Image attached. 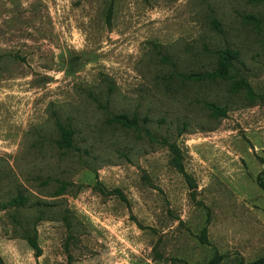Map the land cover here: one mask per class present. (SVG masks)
I'll return each instance as SVG.
<instances>
[{
    "label": "rangeland",
    "instance_id": "374dc122",
    "mask_svg": "<svg viewBox=\"0 0 264 264\" xmlns=\"http://www.w3.org/2000/svg\"><path fill=\"white\" fill-rule=\"evenodd\" d=\"M263 173L264 0H0V264L255 262Z\"/></svg>",
    "mask_w": 264,
    "mask_h": 264
},
{
    "label": "trees",
    "instance_id": "16d2710c",
    "mask_svg": "<svg viewBox=\"0 0 264 264\" xmlns=\"http://www.w3.org/2000/svg\"><path fill=\"white\" fill-rule=\"evenodd\" d=\"M247 20L252 22L253 24L260 25L262 22L261 19H259L256 16L249 15L246 17ZM215 27L219 32H222V29L220 27L219 21L214 20ZM218 62H217V67L211 71V72H206V73H200V74H192L189 75V79L193 80H231V89L234 91H240L242 89H247L249 92H251L250 85L247 82V80L241 76L238 68L236 67V64L234 61L237 59V52L236 51H231L230 49H226L223 52L218 53ZM210 109L214 111V114L220 117H225L227 115V109L219 107L215 103H210L209 104ZM113 121L118 122L123 126L124 128H138V123H137V118H129L126 114H121L114 116ZM59 127L62 131V138L61 141H58V146L61 149H72L74 146L73 144V135L74 131L72 129L66 130L63 126L59 124ZM257 183L260 186V188L264 191V173L259 175L257 177ZM24 197L20 194L18 197L14 198L11 201V204L19 205L23 203ZM32 246L34 249L37 250V256L39 257L41 255V251L38 248V245L33 242ZM243 264V263H242ZM248 264H264V258L258 259L255 262H251Z\"/></svg>",
    "mask_w": 264,
    "mask_h": 264
}]
</instances>
